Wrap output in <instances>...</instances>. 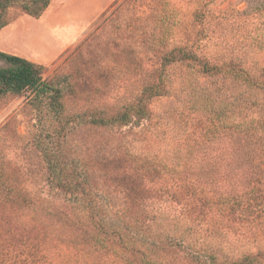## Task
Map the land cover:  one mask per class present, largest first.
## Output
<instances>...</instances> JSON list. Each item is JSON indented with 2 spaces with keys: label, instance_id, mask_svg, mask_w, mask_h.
<instances>
[{
  "label": "rangeland",
  "instance_id": "obj_1",
  "mask_svg": "<svg viewBox=\"0 0 264 264\" xmlns=\"http://www.w3.org/2000/svg\"><path fill=\"white\" fill-rule=\"evenodd\" d=\"M5 16L0 51L64 81L61 123L30 90L0 96V264H264V0ZM126 107L142 114L67 133ZM67 163L86 193L57 185Z\"/></svg>",
  "mask_w": 264,
  "mask_h": 264
},
{
  "label": "trees",
  "instance_id": "obj_2",
  "mask_svg": "<svg viewBox=\"0 0 264 264\" xmlns=\"http://www.w3.org/2000/svg\"><path fill=\"white\" fill-rule=\"evenodd\" d=\"M48 4L49 0H0V28L5 26L8 22L5 16V11L8 7L16 5L29 16L39 17L47 8ZM180 51L183 58L188 56L184 49ZM0 60L4 63L0 65V96L6 94H20L30 90L36 97L45 98L52 105H55L54 111L57 114L58 122L61 123L62 106L59 99L61 97L62 87L60 83L64 80L43 79L42 67L39 64L15 54L0 51ZM139 114H142L141 109L126 107L109 116H104L98 111L83 112L74 116L67 115V133L74 126L73 122L77 116H85V119L88 120L87 122L92 125L109 127L114 124L124 125L132 119V116ZM71 166L72 167L67 163V167H61L60 171L53 175L55 180L57 179V185L65 192L86 193V186L84 185L85 182L82 175L76 170L74 165ZM7 187V189H4L5 196L12 193V187ZM18 254L24 257L27 253L22 250ZM23 257L21 259L22 264L26 261ZM14 258L19 257L18 255H14ZM50 261H52L51 258H49L46 263L49 264ZM244 261L245 260L235 264H244ZM30 263H32V261Z\"/></svg>",
  "mask_w": 264,
  "mask_h": 264
}]
</instances>
